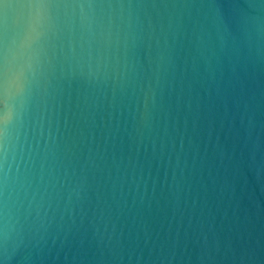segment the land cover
Wrapping results in <instances>:
<instances>
[{
  "label": "water",
  "instance_id": "water-1",
  "mask_svg": "<svg viewBox=\"0 0 264 264\" xmlns=\"http://www.w3.org/2000/svg\"><path fill=\"white\" fill-rule=\"evenodd\" d=\"M0 264H264V0H0Z\"/></svg>",
  "mask_w": 264,
  "mask_h": 264
}]
</instances>
